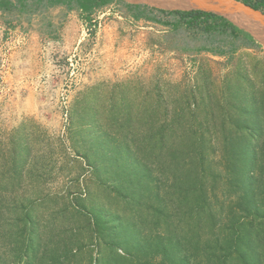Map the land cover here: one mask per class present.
<instances>
[{
  "label": "rangeland",
  "instance_id": "1",
  "mask_svg": "<svg viewBox=\"0 0 264 264\" xmlns=\"http://www.w3.org/2000/svg\"><path fill=\"white\" fill-rule=\"evenodd\" d=\"M257 40L259 48L228 59L184 52L166 27L136 21L116 4L90 19L64 8L28 19L0 12V264L153 261L155 236L173 229L178 170L158 154L169 147L177 156L183 149L204 188L214 187L208 196L217 211L250 185L263 200ZM251 134L260 167L246 173L251 182L239 174L231 197L223 135ZM137 147L157 151L146 170L129 154ZM140 180L149 186L144 198Z\"/></svg>",
  "mask_w": 264,
  "mask_h": 264
},
{
  "label": "trees",
  "instance_id": "2",
  "mask_svg": "<svg viewBox=\"0 0 264 264\" xmlns=\"http://www.w3.org/2000/svg\"><path fill=\"white\" fill-rule=\"evenodd\" d=\"M238 1L264 12V0ZM115 4L136 21L166 27L175 46L184 52H208L232 59L241 49L261 46L257 38L238 21L235 20L245 28L221 14L201 9L165 8L128 0H0V12L28 19L35 14L45 15L53 7H62L66 13L77 10L90 19L95 11ZM259 134L258 141L263 137V130H259ZM160 137L161 142L164 135ZM248 137L223 135V141H227L228 145L221 158L225 162L223 170L229 175L225 180L234 188L226 194L231 197L241 189L239 174L242 173L243 181L251 182V176L246 173L260 163L259 156L256 158L251 149L253 135ZM238 142L242 145L235 146ZM158 151V154L167 153L169 163L178 170L174 172L172 184L173 229L155 236L153 251L157 258L135 264H194V261L197 264H264V197L260 200L254 188L250 191V185L245 193L236 200L231 199L227 208L219 212L211 196H208L214 193V187L211 192L204 188L202 175L195 172L196 164L183 161L185 151L182 149L178 156L173 147ZM205 151L201 148L197 151L201 160L205 159ZM156 153L138 147L129 151L131 158L143 170L149 168L148 159ZM212 176L216 177L215 172ZM148 187L140 180L136 194L144 198V189ZM199 188L201 193L197 195L195 193ZM154 215L157 218V214ZM129 247L126 244V250Z\"/></svg>",
  "mask_w": 264,
  "mask_h": 264
},
{
  "label": "water",
  "instance_id": "3",
  "mask_svg": "<svg viewBox=\"0 0 264 264\" xmlns=\"http://www.w3.org/2000/svg\"><path fill=\"white\" fill-rule=\"evenodd\" d=\"M128 1H130V0H128ZM185 1L191 2L193 5H195V7L192 6L189 8H182V9H201V10L215 12V13L221 14V15L229 18L234 23L241 26L234 19V17H243V16L238 14L239 13L237 11L238 9H236L238 7L240 9H242V11H245L244 13H246L247 15L257 17L264 24V12L263 11L255 9V8H253L249 5H246L245 3L240 2L238 0H185ZM137 2H143V1H137ZM144 3H146V2H144ZM241 27H243V26H241ZM243 28H245V27H243ZM245 29H247V28H245Z\"/></svg>",
  "mask_w": 264,
  "mask_h": 264
},
{
  "label": "bare ground",
  "instance_id": "4",
  "mask_svg": "<svg viewBox=\"0 0 264 264\" xmlns=\"http://www.w3.org/2000/svg\"><path fill=\"white\" fill-rule=\"evenodd\" d=\"M132 2L137 1H143L146 3H149L151 5L159 6V7H165V8H189L195 5H193L191 2H187L185 0H130ZM237 11L238 14L243 17H235L237 20L242 22L244 26L248 28L257 38L264 41V24L257 18L251 15H247L244 13L245 11H242L240 8Z\"/></svg>",
  "mask_w": 264,
  "mask_h": 264
},
{
  "label": "crops",
  "instance_id": "5",
  "mask_svg": "<svg viewBox=\"0 0 264 264\" xmlns=\"http://www.w3.org/2000/svg\"><path fill=\"white\" fill-rule=\"evenodd\" d=\"M60 8H62V7H53L49 11L54 10V9H60Z\"/></svg>",
  "mask_w": 264,
  "mask_h": 264
}]
</instances>
